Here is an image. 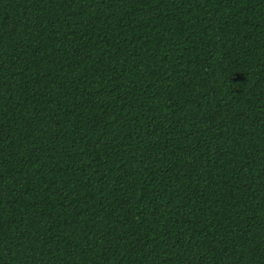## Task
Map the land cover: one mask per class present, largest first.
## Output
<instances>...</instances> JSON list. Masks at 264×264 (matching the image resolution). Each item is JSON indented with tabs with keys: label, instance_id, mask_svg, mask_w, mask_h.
Returning a JSON list of instances; mask_svg holds the SVG:
<instances>
[{
	"label": "trees",
	"instance_id": "16d2710c",
	"mask_svg": "<svg viewBox=\"0 0 264 264\" xmlns=\"http://www.w3.org/2000/svg\"><path fill=\"white\" fill-rule=\"evenodd\" d=\"M0 264H264V0H0Z\"/></svg>",
	"mask_w": 264,
	"mask_h": 264
}]
</instances>
